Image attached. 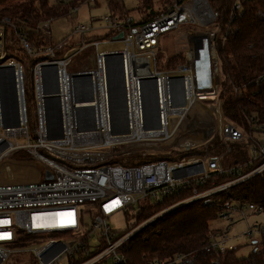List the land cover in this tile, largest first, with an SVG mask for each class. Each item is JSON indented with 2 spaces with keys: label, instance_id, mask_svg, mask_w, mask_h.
<instances>
[{
  "label": "built area",
  "instance_id": "obj_1",
  "mask_svg": "<svg viewBox=\"0 0 264 264\" xmlns=\"http://www.w3.org/2000/svg\"><path fill=\"white\" fill-rule=\"evenodd\" d=\"M79 7L75 6L72 13L76 14ZM240 15V3L236 1L230 20ZM51 20L36 28L47 41H51ZM214 21L207 0H170L160 13L139 21L107 14L102 22L116 36L123 34L124 49L96 52L93 68L82 72H69L63 61L52 62L53 48L34 51L24 35L18 34L29 55L38 53L44 58L29 69L33 95L30 135L26 67L7 58L6 47L12 42L14 26L9 18L0 19V162L24 147L32 159L43 163L44 173L52 175L37 183L0 185V264H5L11 253L21 252H32L37 264H123V246L133 235L169 211L199 200L216 206V218L224 223L221 228L210 229L205 250L219 256L235 249L230 245L229 226L238 217L245 219L246 213L263 216L262 207L222 202L218 194L264 171V160L255 165L264 157V134L254 117L248 122L250 134L226 122L216 132L215 122L224 119L217 100L221 84L215 49L217 30L208 29ZM184 22L204 29L183 33L184 63L175 71H161L153 52L157 40ZM75 30L84 35L91 28L78 25ZM231 32L228 27L225 35ZM7 68L12 69L13 79L4 70ZM115 73L121 120L115 115ZM235 93L240 96L241 91ZM88 98L89 102H78ZM201 100L210 101V105H202ZM196 107L199 115L194 114ZM213 135H220L225 143L250 142L251 159L224 171L220 157H181V153L206 147ZM22 137L26 140L23 146L17 143ZM136 151L141 156L162 154L173 159L135 166L108 163ZM222 173L233 179L221 185L211 182L210 187L198 190ZM185 189L191 190L189 197L129 233L118 234L106 224L108 217L127 213L139 200L149 199L155 205ZM82 205L88 209L82 210ZM86 213L90 217L88 228ZM259 226L253 227L264 233V226ZM254 231L248 228L245 237L250 238ZM33 239L42 242L31 248L27 241ZM182 259L174 256L150 264H178Z\"/></svg>",
  "mask_w": 264,
  "mask_h": 264
},
{
  "label": "trees",
  "instance_id": "obj_2",
  "mask_svg": "<svg viewBox=\"0 0 264 264\" xmlns=\"http://www.w3.org/2000/svg\"><path fill=\"white\" fill-rule=\"evenodd\" d=\"M0 0V19L7 17L14 26L12 42L6 47L7 58H12L24 64L26 69L42 62L44 58L36 53L29 55L21 45L18 34L25 37L26 42L34 51L51 47L58 49L52 41L43 39L36 28L56 17L70 13L75 6H99L105 2L109 15L120 19L131 17L126 10L123 0ZM214 15L217 30L224 31L219 39L215 37V49L221 72V84L218 91V104L220 112L226 123L241 128L250 134L248 124L251 117L256 118L264 134V0H207ZM240 3L241 15L230 20V14L235 2ZM152 0H141L137 8V19L145 20L160 13L170 0H163L162 7L156 11L145 12ZM214 27V26H213ZM231 33L225 35L227 28ZM109 36L114 32L109 31ZM102 40L93 38L90 41ZM184 63L183 56L169 57L167 61L157 68L161 71H175ZM30 72V71H29ZM237 77V80L234 78ZM262 80L259 81V78ZM235 90H240L237 96ZM216 137V136H215ZM218 138V136H217ZM211 140L206 147L195 148L181 154H206L209 157L232 158L231 167L247 163L245 155L235 152L231 157L230 149L241 150L250 145V142L225 143L222 140ZM228 145H224V144ZM229 149H226L228 148ZM241 152V151H240ZM170 155L130 156L115 158L108 163L120 165H141L153 160H171ZM264 160L262 157L258 163ZM221 162V161H220ZM233 177L229 174H215L211 180L198 187L203 190L214 185H221ZM191 194L185 189L177 196L164 198L161 202L140 208L136 213L135 224L128 226L129 233L138 224L166 209L170 205L181 201ZM222 202H237L239 204H253L262 207L264 219V171L218 194ZM218 209L203 204L201 200L181 205L160 216L152 223L144 226L133 235L123 246L126 262L123 264H150L153 260H166L174 256H182L178 264H264V233L260 241L254 244L252 252L247 257H237L236 248L223 255L216 256L207 252L205 247L210 233V223L216 218ZM128 221V220H127ZM25 240L28 238L25 237Z\"/></svg>",
  "mask_w": 264,
  "mask_h": 264
},
{
  "label": "rangeland",
  "instance_id": "obj_3",
  "mask_svg": "<svg viewBox=\"0 0 264 264\" xmlns=\"http://www.w3.org/2000/svg\"><path fill=\"white\" fill-rule=\"evenodd\" d=\"M162 1L163 0H152L150 6L146 8L147 10H145V12L149 13L151 11L160 9L162 7ZM123 3L126 10L129 11L130 16L136 21L137 8L140 6L141 0H123ZM107 14H109V12L105 2H100L99 6L95 7L92 5H80L79 10L76 14L72 13L71 10L67 15L53 18L49 24L48 35L51 41L54 44L58 45V49L55 50V55L51 61H63L66 69L69 72H82L85 71L86 68H93L96 52L104 53L123 50V40L115 39V33L107 37L110 34V29L108 27H105L102 22L103 16ZM214 23L210 25L208 29L217 30V26H215ZM78 25L89 26L91 30L84 35H81L75 30ZM189 29L204 28L196 25L193 26L188 22H184L181 23L175 31L158 38L157 47L155 48V50H153L158 67H161L169 57L183 56V44L181 43V35ZM216 35L220 39L224 35V31L221 30L219 32L217 30ZM97 37L101 38L102 40L90 41L91 39ZM136 53L139 55L150 54L149 52ZM24 71L27 77L25 88L26 109L29 119L28 128L29 134L32 135V82L30 72L25 68ZM234 80H237V77H235ZM201 104L210 105V101L201 100ZM173 118L174 117L171 116L169 120V131L172 130ZM188 121L189 120H186V123H188ZM224 123L225 121L219 120L218 118V121L215 122L216 132ZM217 136H214L211 140H214L215 138V142L221 140L220 135ZM17 143L23 146V144H26V140L23 137L17 138ZM226 149H229V147ZM235 152H239L245 155L248 161L249 159H251V151L249 146L242 148L241 150L230 149L228 155L232 157ZM138 155L141 156L140 151L129 153V155L126 154V156H117V158L124 157L128 159L130 156ZM220 161V164L224 171H227L233 164L232 158L228 157H220ZM44 171L45 169L43 163L32 159L29 152L24 147H22L21 149L13 153L11 157L6 158L0 162V185L37 183L44 179ZM151 203L152 202L149 199L139 200L136 206L131 208L127 213L121 212L108 217L106 219V224L111 228V230L117 232L118 234H124L127 231L129 224H135L136 213L138 212V210L140 208L150 206ZM87 209V205H82V210ZM84 220L88 224V228L90 223L89 213L85 214ZM223 225V222H220L217 218H215L210 223V229L212 230L221 228ZM257 225H260L259 227L264 226L263 216L246 213L245 219L240 220V217H238L236 221L229 226V236L232 238L230 245L236 248L235 255L237 257H247L252 252L255 246L259 247V245L254 244L256 242H259L261 237V233L257 232V227H253ZM248 228L256 231L253 232V235L250 238L245 237ZM41 242L42 240L36 239L27 241L28 246L31 248L38 246ZM24 243H26V241H24ZM16 263L37 264L32 252L11 253L5 264Z\"/></svg>",
  "mask_w": 264,
  "mask_h": 264
},
{
  "label": "bare ground",
  "instance_id": "obj_4",
  "mask_svg": "<svg viewBox=\"0 0 264 264\" xmlns=\"http://www.w3.org/2000/svg\"><path fill=\"white\" fill-rule=\"evenodd\" d=\"M117 73L114 74V79H113V84H114V89H115V115L116 117L121 120L122 119V104H121V96L119 91L117 90ZM196 110H198L196 113H194L195 115H199L198 112H200V109L198 107L195 108ZM200 139L199 137H195V140Z\"/></svg>",
  "mask_w": 264,
  "mask_h": 264
},
{
  "label": "water",
  "instance_id": "obj_5",
  "mask_svg": "<svg viewBox=\"0 0 264 264\" xmlns=\"http://www.w3.org/2000/svg\"><path fill=\"white\" fill-rule=\"evenodd\" d=\"M122 36H123V34L122 33H119L117 36H115V39H121L122 38ZM4 70H6V71H8V72H10V75H11V78L13 79V77H12V69H4ZM81 73H77V75H80ZM82 75H83V73H82ZM10 78V79H11ZM113 79H114V77H113ZM12 85H13V80H12V83H11ZM118 91H119V89H117ZM116 94V93H115ZM90 101V99L88 98V99H86V100H82V99H78V102L79 103H85V102H89ZM52 178V175L48 172V171H46L45 173H44V180H49V179H51Z\"/></svg>",
  "mask_w": 264,
  "mask_h": 264
},
{
  "label": "crops",
  "instance_id": "obj_6",
  "mask_svg": "<svg viewBox=\"0 0 264 264\" xmlns=\"http://www.w3.org/2000/svg\"><path fill=\"white\" fill-rule=\"evenodd\" d=\"M138 21L140 20V19H137ZM89 69V68H88ZM86 70H87V68H86Z\"/></svg>",
  "mask_w": 264,
  "mask_h": 264
}]
</instances>
